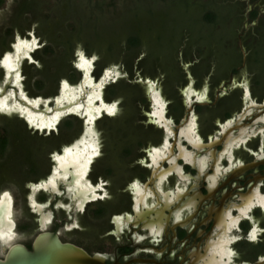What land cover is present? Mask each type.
I'll return each mask as SVG.
<instances>
[{
	"label": "flooded vegetation",
	"instance_id": "flooded-vegetation-1",
	"mask_svg": "<svg viewBox=\"0 0 264 264\" xmlns=\"http://www.w3.org/2000/svg\"><path fill=\"white\" fill-rule=\"evenodd\" d=\"M57 1V8L47 9L41 0H0V58L13 51L15 34L19 40H29V33L36 38L38 46L27 51L31 61L19 60V87L25 97L41 98L43 114L37 128L20 111L0 108V193L11 197L14 224L11 241L0 240V259L10 245L31 251L38 233L52 232L89 257L101 254L103 264L131 258L158 262L167 244L159 253L137 246L126 225L115 238L110 221L115 214L132 215L127 185L148 179L146 150L163 139L161 124L151 115L148 85L157 87L162 116L171 124H178L189 103L205 100L191 105L195 136L202 143L219 140L222 123L233 122L246 105L264 103V0L240 18L216 22L212 29L222 30L220 44L203 39L193 45L182 38L171 53L172 66L164 59L169 52L159 55L161 62L145 48L125 45L117 57L115 51L90 52L84 37L68 34L78 25L74 7L68 15ZM84 68L89 82L81 81ZM3 75L0 62V84ZM181 161L176 158L175 164ZM180 170L195 173L187 162ZM176 181L168 172L160 191ZM198 191L206 193L203 186ZM253 231L255 240L249 239ZM228 249L234 264H264V207L252 206L237 219Z\"/></svg>",
	"mask_w": 264,
	"mask_h": 264
},
{
	"label": "water",
	"instance_id": "water-1",
	"mask_svg": "<svg viewBox=\"0 0 264 264\" xmlns=\"http://www.w3.org/2000/svg\"><path fill=\"white\" fill-rule=\"evenodd\" d=\"M29 34V40H19L15 34L13 51L0 58L4 69L0 108L20 111L39 128L43 118L41 98L25 97L19 87V60L27 57L31 61L27 51L38 46L34 45L36 38ZM87 73L84 68L81 81L89 82ZM104 82L100 78L98 84ZM148 96L151 115L163 128V139L158 147L146 150L151 163L148 179L142 184L131 181L127 185L132 215L115 214L110 221L115 238L120 226L126 225L135 245H149L158 253L165 244L168 247L158 262L131 258L110 264H234L228 244L237 219L252 206L264 207V153L260 152L264 103L246 105L233 122L219 126V140L202 143L194 133L191 105L206 103L205 100L189 103L175 125L162 116L161 100L153 83L148 85ZM176 158L189 163L195 169L194 175L182 173ZM168 172H174L177 181L172 189L160 191L161 180ZM198 186H203L206 193L200 194ZM13 227L11 197L2 191L1 241H11ZM31 249L12 244L0 264H103L101 254L94 252L89 257L81 249L60 242L52 232L38 233Z\"/></svg>",
	"mask_w": 264,
	"mask_h": 264
},
{
	"label": "trees",
	"instance_id": "trees-1",
	"mask_svg": "<svg viewBox=\"0 0 264 264\" xmlns=\"http://www.w3.org/2000/svg\"><path fill=\"white\" fill-rule=\"evenodd\" d=\"M63 1L67 3L68 0ZM151 1L138 0L127 7L126 14L122 16V19H119L117 28L106 25L98 27L100 24L98 13L101 12V7L97 4H93L91 7L88 6V3L87 14L76 11L74 8L78 25H72L71 29L66 30L70 32L68 34L71 37H84L87 47L92 45L97 47L99 52L108 55H111L117 47L118 49L121 47V50L124 49L122 45H125V49L132 51L143 46L148 54L154 55L159 62L162 60V58L159 59V55L169 52L170 55L164 59H167L168 66H172L174 61L171 53H174L176 46L185 34L189 38V44L196 45L203 39L216 40L220 44L223 32L222 30L213 32L214 24L218 21L224 22L227 19L239 17L236 13L238 3L231 0H168L163 2V6L158 9L161 12L154 9V4H151ZM72 9L73 7L68 4L64 10L70 15ZM220 9L225 11H220ZM168 15L170 21H175H172L170 25H163L159 28L160 31L156 30L161 25L156 26L155 20L157 22L160 17L165 18L164 16ZM128 17L129 20L124 21ZM142 17L146 19L145 22L141 21ZM82 18H85L84 23ZM105 32L110 33L111 37L101 40L99 35ZM64 43L68 44L70 40L67 39Z\"/></svg>",
	"mask_w": 264,
	"mask_h": 264
},
{
	"label": "rangeland",
	"instance_id": "rangeland-1",
	"mask_svg": "<svg viewBox=\"0 0 264 264\" xmlns=\"http://www.w3.org/2000/svg\"><path fill=\"white\" fill-rule=\"evenodd\" d=\"M63 0H60L59 2H62ZM90 1V2H88ZM138 0H68L67 3L66 1L62 2V9H65L67 7V5L69 4V6H72L75 8L76 11H80L81 13L87 14V4L88 6H93V4H97L100 5L101 7V12L98 13V15L100 16V24L98 25V27H101L100 25H106V26H110V27H114L117 28L119 26L118 22L119 19H122V16H125V11L127 10V7L131 6L132 4H134V2H136ZM150 1V0H149ZM168 0H152L151 4H154V9L157 12H161L158 9L160 7L163 6V2H166ZM222 1V0H221ZM232 2H237L238 3V7H237V12L240 18L243 14V12L248 8L251 7L253 4H259L260 2H262V0H231ZM41 2H43V8H57V6H59V3H57V0H41ZM112 4V5H109ZM220 11H225V10H221ZM240 13V14H239ZM165 18H161L159 20H155V24L156 26H160L158 28H156V30H158L159 28H161L163 25H170L172 23V21L174 22L175 20H169L170 16H164ZM167 18V19H166ZM166 19V20H165ZM128 18H125L124 21H128ZM141 21H146L145 18H141ZM177 21V20H176ZM176 25V24H174ZM160 31V29H159ZM165 31V30H164ZM169 31V30H168ZM173 34V32H172ZM154 36V35H153ZM101 40H105L109 37H111L110 33H101L99 35ZM182 38H184L183 40H187L189 41V38L187 36V34H185ZM186 38V39H185ZM152 39H154V37H152ZM190 43V41H189ZM85 44V43H83ZM180 44V42H179ZM183 46V45H182ZM141 48H144L143 46H141ZM88 49H90L89 51L92 52L94 50V52L98 51L97 47H94L92 45H89ZM115 52H117V54L114 57H117V55L121 52V47L116 48ZM118 55V56H119ZM161 62V61H160ZM159 65H163L162 63ZM157 64V66H159ZM165 66V65H164Z\"/></svg>",
	"mask_w": 264,
	"mask_h": 264
},
{
	"label": "snow or ice",
	"instance_id": "snow-or-ice-1",
	"mask_svg": "<svg viewBox=\"0 0 264 264\" xmlns=\"http://www.w3.org/2000/svg\"><path fill=\"white\" fill-rule=\"evenodd\" d=\"M0 110H2V109H0ZM114 110H115V105H113L111 108L108 109L110 114L113 113ZM255 238H256V234H255V231H253L252 233L249 234V239L255 240ZM228 254L232 255L233 253H228Z\"/></svg>",
	"mask_w": 264,
	"mask_h": 264
},
{
	"label": "bare ground",
	"instance_id": "bare-ground-1",
	"mask_svg": "<svg viewBox=\"0 0 264 264\" xmlns=\"http://www.w3.org/2000/svg\"><path fill=\"white\" fill-rule=\"evenodd\" d=\"M84 62H81L78 66H84L85 64H83ZM70 94V93H69Z\"/></svg>",
	"mask_w": 264,
	"mask_h": 264
}]
</instances>
